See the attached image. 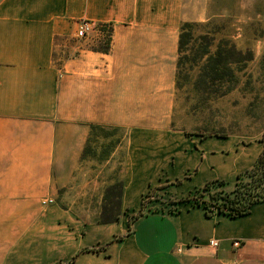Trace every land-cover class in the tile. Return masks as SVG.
<instances>
[{
    "label": "crops",
    "instance_id": "0c3cea01",
    "mask_svg": "<svg viewBox=\"0 0 264 264\" xmlns=\"http://www.w3.org/2000/svg\"><path fill=\"white\" fill-rule=\"evenodd\" d=\"M216 6L0 0V264H264V202L235 219L176 203L209 181L233 184L263 148L186 145L180 132V27L209 21ZM81 19L110 25L108 52L61 45ZM115 183L118 218L104 224ZM149 191L170 199L138 217Z\"/></svg>",
    "mask_w": 264,
    "mask_h": 264
},
{
    "label": "rangeland",
    "instance_id": "374dc122",
    "mask_svg": "<svg viewBox=\"0 0 264 264\" xmlns=\"http://www.w3.org/2000/svg\"><path fill=\"white\" fill-rule=\"evenodd\" d=\"M211 13L215 16L209 21L193 23L192 33L194 37L209 35L215 38L211 53L219 40L228 42L224 49L231 46L236 49L241 62L227 65L226 69L235 72L238 82L232 87L226 78L220 84V90L228 89L227 93L214 95L212 92L217 89L216 86L209 80L205 84L200 83L206 74L201 67L208 56H199L193 64L192 56L201 50L199 43L192 41L184 47L180 53L182 64L177 70L176 107L181 123L179 128L183 130L180 132L185 136L186 145L190 138L203 141L215 137L228 141L229 153H253L256 148L250 146L257 140H264V0H217L215 11ZM109 29V35H104L99 42L95 33L84 41H77L71 35L60 42L66 48L88 46L99 51L104 45L110 46L112 29ZM115 132L106 129L105 135ZM197 145L195 141V147ZM226 183V186L213 189V192L232 190L233 184ZM150 192L143 203V211L163 209L162 204L168 203L170 197L162 192Z\"/></svg>",
    "mask_w": 264,
    "mask_h": 264
},
{
    "label": "trees",
    "instance_id": "16d2710c",
    "mask_svg": "<svg viewBox=\"0 0 264 264\" xmlns=\"http://www.w3.org/2000/svg\"><path fill=\"white\" fill-rule=\"evenodd\" d=\"M194 26L195 24L193 23H184L180 27L177 69H179L182 64L180 53L184 47H187L192 41L198 42L201 50L192 56L191 62L195 64L199 56H208L205 65L201 67L202 72L206 74L204 73L205 76L203 79H200V83L205 84L207 80H209L211 84L217 88L212 92L214 95H225L228 89L226 91H221L220 84L223 83L226 78L228 80L227 82H229L232 87L238 82L235 72L226 69L227 65H238L241 62L238 57V52L233 46L224 49V45H229L228 42L219 40L216 44L215 51L211 53L210 48L214 44L215 38L209 35L194 37L192 33ZM108 49L109 46L104 45L98 50L106 53ZM261 141L263 142V148L253 167L243 173L237 174L232 190L225 191L220 189L219 191L213 192V189L222 188L226 186L227 183L224 180H212L176 203L185 202L190 203L192 206L196 205L202 207L206 217H212L214 214H222L231 219H235L249 214L254 205L264 202V140ZM121 194V183H115L106 188L100 215L101 223L105 224L117 220ZM143 210L144 204H142L137 214L138 217L143 215ZM168 212L174 213L177 212V210L170 208ZM92 251L97 252V250L94 249ZM73 261L74 258L66 264H71Z\"/></svg>",
    "mask_w": 264,
    "mask_h": 264
},
{
    "label": "built area",
    "instance_id": "2783aa9c",
    "mask_svg": "<svg viewBox=\"0 0 264 264\" xmlns=\"http://www.w3.org/2000/svg\"><path fill=\"white\" fill-rule=\"evenodd\" d=\"M109 27L110 26L108 24L96 25L95 23L91 21L81 19V20H78L75 25L73 37L77 41H84L87 39V37L90 34L95 33L98 36V42H99L100 39L105 37L104 35L106 36L109 35V30H110ZM150 193L151 192L149 191L143 196V201H146L149 198ZM209 245L215 248L217 246V242L212 240L210 241ZM240 246H241V243L239 241H234L233 247L239 248Z\"/></svg>",
    "mask_w": 264,
    "mask_h": 264
}]
</instances>
